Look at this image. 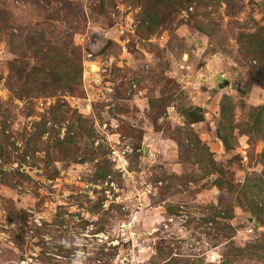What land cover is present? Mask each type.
Returning <instances> with one entry per match:
<instances>
[{
  "label": "rangeland",
  "instance_id": "1",
  "mask_svg": "<svg viewBox=\"0 0 264 264\" xmlns=\"http://www.w3.org/2000/svg\"><path fill=\"white\" fill-rule=\"evenodd\" d=\"M0 264H264V0H0Z\"/></svg>",
  "mask_w": 264,
  "mask_h": 264
},
{
  "label": "built area",
  "instance_id": "2",
  "mask_svg": "<svg viewBox=\"0 0 264 264\" xmlns=\"http://www.w3.org/2000/svg\"><path fill=\"white\" fill-rule=\"evenodd\" d=\"M141 152V150H140ZM127 151H120L118 149H114L112 151V155L114 156L116 162L118 163V168L121 169L122 165L125 162ZM105 187V193L106 196L111 200L110 203L112 202H119L121 199L120 196H118L119 190L118 187L115 185L114 182L106 181L104 184Z\"/></svg>",
  "mask_w": 264,
  "mask_h": 264
},
{
  "label": "trees",
  "instance_id": "3",
  "mask_svg": "<svg viewBox=\"0 0 264 264\" xmlns=\"http://www.w3.org/2000/svg\"><path fill=\"white\" fill-rule=\"evenodd\" d=\"M189 119H191V121L193 120V121L201 122L204 119V117L202 115L197 117L196 113H194L192 114V116L190 115Z\"/></svg>",
  "mask_w": 264,
  "mask_h": 264
},
{
  "label": "water",
  "instance_id": "4",
  "mask_svg": "<svg viewBox=\"0 0 264 264\" xmlns=\"http://www.w3.org/2000/svg\"><path fill=\"white\" fill-rule=\"evenodd\" d=\"M227 85H228V83H227Z\"/></svg>",
  "mask_w": 264,
  "mask_h": 264
}]
</instances>
